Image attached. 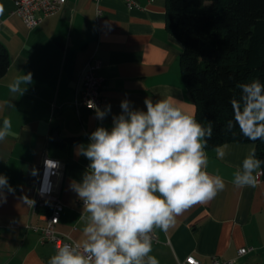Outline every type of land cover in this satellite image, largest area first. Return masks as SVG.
I'll use <instances>...</instances> for the list:
<instances>
[{"label":"crops","instance_id":"0c3cea01","mask_svg":"<svg viewBox=\"0 0 264 264\" xmlns=\"http://www.w3.org/2000/svg\"><path fill=\"white\" fill-rule=\"evenodd\" d=\"M15 1L0 0V43L10 58L0 78V124L5 116L12 120L10 135L0 143V174L15 190L5 189L6 199L0 200V264H47L56 248L31 228L44 225L45 214L32 212L23 200L35 194L43 157L60 163L56 182L64 209L56 229L80 242L87 213L70 183L81 181L89 161L76 155V146L86 145L98 126L111 128L124 99L146 110V97L155 102L170 96L195 118L196 103L182 75L183 44L167 28V0H137L133 8L125 0H101L100 14L95 0H66L32 28L15 12ZM92 59L101 62L96 74L103 78L106 105H111L103 121L84 104H74L80 100L82 72ZM22 72H31L33 82L22 96L13 95L7 85ZM253 148L252 142L237 141L206 148L207 170L218 172L227 186L210 202L179 216L168 232L155 229L150 254L159 264H179L189 255L204 263L218 257L264 264V178L256 187L238 188L231 182ZM242 247L250 250L238 255Z\"/></svg>","mask_w":264,"mask_h":264},{"label":"clouds","instance_id":"9594fccd","mask_svg":"<svg viewBox=\"0 0 264 264\" xmlns=\"http://www.w3.org/2000/svg\"><path fill=\"white\" fill-rule=\"evenodd\" d=\"M32 82V73L22 72L7 87L11 94L22 96ZM236 87L239 97L229 101L232 118L224 133L235 135L233 129L238 128L248 140L264 142V83L252 80ZM144 104L146 110H141L122 100L111 128L98 126L88 134L86 145L76 146V155L89 161L81 181L70 183L87 213L82 217L83 239L59 245L47 264H159L150 254L153 231L168 232L187 210L225 190L223 177L207 170L213 124L198 122L170 96L155 102L146 97ZM88 107L99 121L111 113L110 104L100 109L89 101ZM11 130L12 120L5 116L0 143ZM217 155L223 158L225 153L217 148ZM262 164L253 148L234 171L232 184L256 187L254 173ZM45 165L57 167L58 162L46 160ZM5 189L15 191L0 174V200L6 199ZM23 200L29 206L35 203L26 196Z\"/></svg>","mask_w":264,"mask_h":264},{"label":"trees","instance_id":"16d2710c","mask_svg":"<svg viewBox=\"0 0 264 264\" xmlns=\"http://www.w3.org/2000/svg\"><path fill=\"white\" fill-rule=\"evenodd\" d=\"M167 28L183 44L181 69L196 103V119L213 124L207 148L223 143L252 142L234 128L225 134L232 118L229 103L239 97L240 82L264 83V0H167ZM10 66L0 43V78ZM255 144L264 160V142ZM264 178V164L261 165Z\"/></svg>","mask_w":264,"mask_h":264},{"label":"built area","instance_id":"2783aa9c","mask_svg":"<svg viewBox=\"0 0 264 264\" xmlns=\"http://www.w3.org/2000/svg\"><path fill=\"white\" fill-rule=\"evenodd\" d=\"M97 4V13L100 14L101 0H95ZM66 0H16L15 12L18 13L24 20L25 24L32 28L38 25L46 16L58 12ZM130 8L137 7V0H125ZM101 66V62L97 59L88 61L82 72L81 85L78 89L80 100L74 102L84 104L88 109V102H93L97 107L103 109L107 104L106 96L103 94L102 85L103 78L96 74V70ZM93 110V109H90ZM94 111V110H93ZM51 160L58 162L57 167H46L45 161ZM61 173L60 163L57 159L49 156H44L41 162L40 177L36 187L35 194L30 197L34 200L33 206H30L32 212L41 210L45 214L46 223L44 225H32L31 228L40 234L42 242H51L55 248L63 243H77L76 240L69 236L60 234L56 229L59 222L61 212L64 209V203L57 190L56 178ZM263 178V170L259 169L257 180ZM78 204L82 205V201L78 200ZM153 240L157 239L155 230L152 233ZM250 250L248 247H242L238 250V255H244ZM179 264H236L234 259L223 260L218 257H213L208 262H201L192 255L187 256L184 260H180Z\"/></svg>","mask_w":264,"mask_h":264},{"label":"water","instance_id":"95a60500","mask_svg":"<svg viewBox=\"0 0 264 264\" xmlns=\"http://www.w3.org/2000/svg\"><path fill=\"white\" fill-rule=\"evenodd\" d=\"M53 137H54V138H57V137H58V133L55 132V133L53 134Z\"/></svg>","mask_w":264,"mask_h":264}]
</instances>
